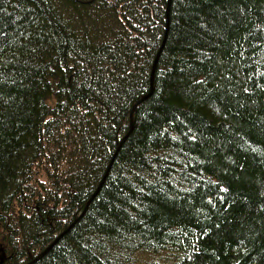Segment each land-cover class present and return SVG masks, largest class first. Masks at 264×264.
Masks as SVG:
<instances>
[{"label":"trees","instance_id":"1","mask_svg":"<svg viewBox=\"0 0 264 264\" xmlns=\"http://www.w3.org/2000/svg\"><path fill=\"white\" fill-rule=\"evenodd\" d=\"M42 250L264 264V0H0V264Z\"/></svg>","mask_w":264,"mask_h":264},{"label":"water","instance_id":"2","mask_svg":"<svg viewBox=\"0 0 264 264\" xmlns=\"http://www.w3.org/2000/svg\"><path fill=\"white\" fill-rule=\"evenodd\" d=\"M171 1V0H170ZM154 70H155V67L153 68V73H152V82H153V78H154ZM153 88V87H152ZM152 91V90H151ZM143 97H145L146 98V96H143ZM142 99V98H141ZM133 113H134V107L131 109V113H130V122H131V125H130V129L133 127V125H134V122H133ZM130 131V130H129ZM122 143V142H121ZM68 229V228H67ZM66 229V230H67ZM65 231V230H64ZM64 231H62L58 236H57V238H56V240L53 242V243H51L50 245H49V247L50 246H52L59 238H61V236H62V234H63V232ZM49 247L47 248V249H49ZM46 249V250H47ZM45 253V251H41L37 256H36V259L35 260H31L29 263H27V264H31V263H33L34 261H36L37 259H39L43 254ZM4 258H5V255L3 256Z\"/></svg>","mask_w":264,"mask_h":264},{"label":"bare ground","instance_id":"3","mask_svg":"<svg viewBox=\"0 0 264 264\" xmlns=\"http://www.w3.org/2000/svg\"><path fill=\"white\" fill-rule=\"evenodd\" d=\"M58 236V235H57Z\"/></svg>","mask_w":264,"mask_h":264}]
</instances>
